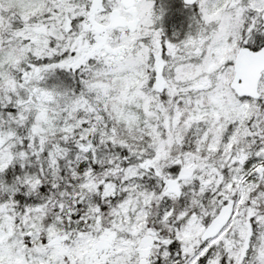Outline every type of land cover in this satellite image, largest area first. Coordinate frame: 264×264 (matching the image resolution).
Segmentation results:
<instances>
[{
    "label": "snow or ice",
    "instance_id": "1",
    "mask_svg": "<svg viewBox=\"0 0 264 264\" xmlns=\"http://www.w3.org/2000/svg\"><path fill=\"white\" fill-rule=\"evenodd\" d=\"M0 0V264H264V0Z\"/></svg>",
    "mask_w": 264,
    "mask_h": 264
},
{
    "label": "rangeland",
    "instance_id": "2",
    "mask_svg": "<svg viewBox=\"0 0 264 264\" xmlns=\"http://www.w3.org/2000/svg\"><path fill=\"white\" fill-rule=\"evenodd\" d=\"M168 4H170V2L167 3L166 0H161L160 3H156L157 7L163 8L165 10L162 24L166 34L171 36V34L175 31L180 35H183V33L187 30V17L189 13L184 11V9H173L171 5Z\"/></svg>",
    "mask_w": 264,
    "mask_h": 264
},
{
    "label": "flooded vegetation",
    "instance_id": "3",
    "mask_svg": "<svg viewBox=\"0 0 264 264\" xmlns=\"http://www.w3.org/2000/svg\"><path fill=\"white\" fill-rule=\"evenodd\" d=\"M160 1L161 0H156V3H160ZM166 2L168 3V2H170V4H168V5H171V7L173 8V9H176V8H178V9H183V7L181 6L182 5V0H166ZM178 2V3H177ZM184 11H187L186 9H184Z\"/></svg>",
    "mask_w": 264,
    "mask_h": 264
}]
</instances>
